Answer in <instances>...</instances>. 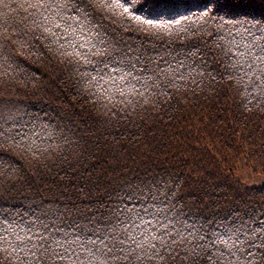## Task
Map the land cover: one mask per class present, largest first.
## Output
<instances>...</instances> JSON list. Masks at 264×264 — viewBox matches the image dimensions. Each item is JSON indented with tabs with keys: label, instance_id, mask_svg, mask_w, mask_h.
I'll use <instances>...</instances> for the list:
<instances>
[{
	"label": "trees",
	"instance_id": "16d2710c",
	"mask_svg": "<svg viewBox=\"0 0 264 264\" xmlns=\"http://www.w3.org/2000/svg\"><path fill=\"white\" fill-rule=\"evenodd\" d=\"M254 43L264 0H0V264H90L142 205L166 246L136 264H264V184L234 177L264 170ZM106 47L135 65L123 98Z\"/></svg>",
	"mask_w": 264,
	"mask_h": 264
},
{
	"label": "snow or ice",
	"instance_id": "6c2138e0",
	"mask_svg": "<svg viewBox=\"0 0 264 264\" xmlns=\"http://www.w3.org/2000/svg\"><path fill=\"white\" fill-rule=\"evenodd\" d=\"M34 6L40 7H47L49 5L44 3H38ZM116 5H109V7H114ZM87 14L85 13V16ZM148 24H151V21H147ZM57 27H59L57 25ZM102 44H107L106 41L101 40ZM256 48L259 52V55H255L252 63H248V69L253 68V64L257 62H264V46L259 44H252L245 47V50L240 53L242 58H246L248 56H252L253 52L252 49ZM98 55H105L107 57V62L104 63V67L101 68L99 71L100 73H104L109 77L108 81H105L104 84L111 83L112 91L110 95L115 96L119 95L120 97H124L126 93L124 92V87L126 84H130L132 80H135L136 77L133 76V73L136 71L135 65L131 63H124L123 60H116L112 56V52L108 51L107 47L105 48L104 53H98ZM246 62V59L245 61ZM110 64H119V67H113L111 71H106L109 68ZM262 74H264V69L260 70ZM100 80H103V75H100L99 80L97 83H100ZM104 84H101V87H104ZM105 91L108 92V89L105 88ZM160 210H156L153 212L150 206H141L139 209L135 207L128 210V215L125 216L124 220H120L121 224H126L127 227H124L121 231V236L118 239H114V242L109 245H104L103 248H99L96 246L95 241H87L86 244L90 245L91 247L87 248V259L89 260L90 264L91 261H100V257H104L102 264H109L110 260L116 261H125L127 264H136L138 261L142 260H153L156 257H160L161 259L164 258L161 249L165 248L164 243V235L167 226L161 225V221L159 218ZM145 217H151V219H145ZM119 219V218H118ZM155 221V223L153 222ZM47 228V226H44ZM164 228L165 231H161V228ZM31 231V229H29ZM139 231V235L137 236L135 233ZM228 239L226 241H222L225 244V248H228L230 242L233 241L234 233L226 232ZM239 238L238 236L236 237ZM38 240L44 241L43 236H38ZM103 244V239L98 237ZM79 240V238H77ZM77 241H73L72 244L75 245ZM159 245V247H158ZM81 246L84 247L85 244L81 243ZM264 246V243L262 245ZM40 247L38 245H34L37 251H40ZM232 247H235V244L232 243ZM31 251V250H30ZM48 249H43L41 253V258L43 257V253L47 252ZM229 255H235L230 249H228ZM239 251V249H237ZM53 254L55 259L58 260H65L70 257H75L79 259V253L76 252L75 247H68L64 249L63 255L59 252L53 250Z\"/></svg>",
	"mask_w": 264,
	"mask_h": 264
},
{
	"label": "rangeland",
	"instance_id": "374dc122",
	"mask_svg": "<svg viewBox=\"0 0 264 264\" xmlns=\"http://www.w3.org/2000/svg\"><path fill=\"white\" fill-rule=\"evenodd\" d=\"M234 177L243 187H259L264 184V170L254 169L252 165H240L234 172Z\"/></svg>",
	"mask_w": 264,
	"mask_h": 264
}]
</instances>
